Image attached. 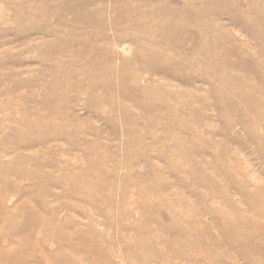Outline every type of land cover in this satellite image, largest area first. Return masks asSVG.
<instances>
[{"label":"rangeland","instance_id":"obj_1","mask_svg":"<svg viewBox=\"0 0 264 264\" xmlns=\"http://www.w3.org/2000/svg\"><path fill=\"white\" fill-rule=\"evenodd\" d=\"M0 264H264V0H0Z\"/></svg>","mask_w":264,"mask_h":264},{"label":"bare ground","instance_id":"obj_2","mask_svg":"<svg viewBox=\"0 0 264 264\" xmlns=\"http://www.w3.org/2000/svg\"><path fill=\"white\" fill-rule=\"evenodd\" d=\"M187 25V24H186ZM145 253V252H144ZM142 260V259H141Z\"/></svg>","mask_w":264,"mask_h":264}]
</instances>
